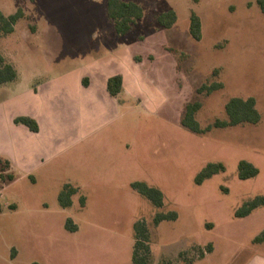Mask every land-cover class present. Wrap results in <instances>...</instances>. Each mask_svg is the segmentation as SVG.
Returning a JSON list of instances; mask_svg holds the SVG:
<instances>
[{"label": "rangeland", "instance_id": "rangeland-1", "mask_svg": "<svg viewBox=\"0 0 264 264\" xmlns=\"http://www.w3.org/2000/svg\"><path fill=\"white\" fill-rule=\"evenodd\" d=\"M134 1L143 6L144 16L119 35L107 0H0L6 14L24 12L15 34L0 38L1 54L70 63L128 42L167 94L156 114L133 103L116 140L101 141L86 158L57 159L53 168L58 171L47 180L0 187V264H133L138 220H146L151 231L154 264H185L181 251L210 242L214 250L194 264H242L262 247L253 239L264 230V204L247 216L235 214L247 200L264 195V12L258 0ZM170 9L178 19L166 28L157 17ZM193 11L202 19L200 40L190 33ZM23 42L32 45L28 51L20 47ZM214 82L222 86L199 92ZM234 96H254L260 122L204 133L182 124L190 102L201 100L197 119L207 127L226 118V103ZM242 159L257 165L259 174L241 179ZM78 160L85 166L81 180L87 179L82 184L87 205L79 191L76 202L63 208L57 192L71 170L61 165L75 166ZM209 162H223L226 170L196 183ZM137 180L159 187L164 205L157 207L133 189ZM15 203L17 208H10ZM173 210L177 219L154 223L158 211ZM69 217L78 230L65 227Z\"/></svg>", "mask_w": 264, "mask_h": 264}, {"label": "crops", "instance_id": "crops-1", "mask_svg": "<svg viewBox=\"0 0 264 264\" xmlns=\"http://www.w3.org/2000/svg\"><path fill=\"white\" fill-rule=\"evenodd\" d=\"M16 29L15 26L10 34H15ZM27 46L32 45L20 44L21 48ZM137 51L128 42H118L101 54L76 58L70 63L50 59L43 64L31 55H4L16 67L18 77L0 84V157L10 161L7 171L14 175L12 180L0 177L2 191L20 180L37 185L40 177L50 178L57 159L73 154L86 158L101 141L116 140L119 124L133 103L154 114L162 109L167 94L150 77L142 60L137 59ZM117 74L123 78L122 89L113 95L108 81ZM18 116L34 118L39 129L33 131L16 122ZM79 162L75 166L71 162L61 165L71 172L59 186L58 202L60 191L70 183L78 188L73 203L82 191L87 205L83 193L87 179L81 180L85 166ZM59 205L62 206L60 202ZM258 244L262 247L242 264H264V242Z\"/></svg>", "mask_w": 264, "mask_h": 264}, {"label": "trees", "instance_id": "trees-1", "mask_svg": "<svg viewBox=\"0 0 264 264\" xmlns=\"http://www.w3.org/2000/svg\"><path fill=\"white\" fill-rule=\"evenodd\" d=\"M262 11L264 12V0H258ZM107 12L113 20L115 30L119 35L127 34L133 25L144 16L143 6L134 0H107ZM24 15V12L19 8L16 12L6 14L0 8V38L7 36L15 30V25ZM178 19V14L174 9L162 12L158 15V22L166 27H172ZM190 33L193 38L200 40L202 38V19L195 11L190 16ZM137 59H140L137 57ZM18 77L16 67L9 62L3 54L0 53V84L15 80ZM123 78L120 74L109 78L108 88L111 94L117 95L122 89ZM222 83L203 84L199 87V92L220 88ZM202 106L201 100H195L187 105L186 112L182 118V124L196 133H204L214 127H228L239 124L260 122L262 114L257 107V101L254 96L231 97L226 103V118H217L207 127H202L197 119V112ZM16 122H22L29 126L31 130L39 129L38 122L29 116H18ZM10 161L0 157V177L4 180H12L14 175L5 172L10 168ZM226 170V165L223 162H209L195 177V182L203 183L207 178L214 174ZM260 169L253 162L242 159L238 165V175L241 179H248L258 175ZM132 187L139 193L147 197L157 207L164 205L163 191L154 185H150L145 181H133ZM78 192V188L70 183H66L59 194V202L63 207L73 205V195ZM84 199V197H83ZM264 204V195L257 196L244 202L237 210L236 215L239 217L249 215L254 209ZM10 208H16V204H12ZM3 211V203L0 200V213ZM178 218L177 211L163 212L158 211L154 217V223L159 224L164 220H175ZM65 227L70 231L78 230V224L73 222L71 217L67 218ZM135 244L133 248L132 260L133 264H154L152 256V235L146 220H138L134 224ZM255 243L264 242V230L256 235L253 239ZM193 250H197L195 256H189ZM214 250L213 243H208L206 246L193 247L188 250H183L179 254V259L184 260L185 264H194L197 258H203L208 253Z\"/></svg>", "mask_w": 264, "mask_h": 264}]
</instances>
